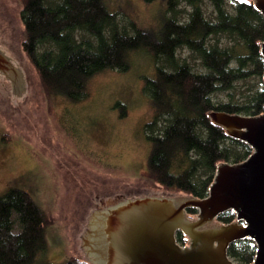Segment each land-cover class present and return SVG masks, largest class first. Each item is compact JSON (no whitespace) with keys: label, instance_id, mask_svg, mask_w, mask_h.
<instances>
[{"label":"trees","instance_id":"1","mask_svg":"<svg viewBox=\"0 0 264 264\" xmlns=\"http://www.w3.org/2000/svg\"><path fill=\"white\" fill-rule=\"evenodd\" d=\"M204 1L167 0L171 15L163 18L156 33L134 22L131 31L121 26L105 0H23L20 12L22 51L49 99L82 100L93 76L106 70L127 71L135 51L150 54L155 72L145 79L144 91L154 115L145 125L150 144L145 173L160 187L194 198L208 195L219 164L242 162L253 152L248 143L214 123L210 113L264 114V88L242 101L215 102L212 97L231 91L239 81L264 77V15L252 0H233L232 12L227 0H207L214 12L208 18ZM180 4L189 8L184 20L177 17ZM219 36L233 43L221 46L215 40ZM181 48L192 52L206 71L195 72L178 56ZM236 218L230 210L215 222L228 224ZM50 222L29 192L9 188L0 196V264H33L46 250ZM176 239L183 246L189 242L181 231ZM227 253L236 264H251L256 245L250 238L241 239L232 242ZM56 264L92 263L71 256Z\"/></svg>","mask_w":264,"mask_h":264},{"label":"rangeland","instance_id":"2","mask_svg":"<svg viewBox=\"0 0 264 264\" xmlns=\"http://www.w3.org/2000/svg\"><path fill=\"white\" fill-rule=\"evenodd\" d=\"M105 2L129 31L134 22L156 33L163 18L171 15L167 0ZM22 4L23 0H0V50L20 67L27 91L21 97L13 94L12 79L0 68V196L11 187L24 189L51 221L45 232L46 250L33 264L61 263L71 256L86 259L81 222L85 202L118 189L190 195L164 189L145 173L150 149L145 125L154 115L144 91L145 79L155 72L150 54L135 51L127 71L106 70L93 76L82 100L49 99L22 51ZM232 6L233 0H227L230 12ZM203 8L208 18L214 17L209 1ZM178 10V19H186L189 8L180 4ZM215 40L221 46L233 43L225 36ZM178 56L195 72L206 71L189 50L179 49ZM262 88L264 79L252 76L212 97L215 102L242 101Z\"/></svg>","mask_w":264,"mask_h":264},{"label":"water","instance_id":"3","mask_svg":"<svg viewBox=\"0 0 264 264\" xmlns=\"http://www.w3.org/2000/svg\"><path fill=\"white\" fill-rule=\"evenodd\" d=\"M253 3L264 15V0ZM261 48L264 56V41ZM0 68L12 79L13 94L21 97L27 92L20 67L2 50ZM210 118L228 135L248 143L252 154L239 163L219 164L204 198L118 189L85 202L81 222L87 260L92 264H236L228 256L229 245L250 238L256 245L251 264H264V114L211 112ZM186 208L201 211L199 219L188 215ZM230 210L236 212V222L213 223ZM178 231L192 243L180 245Z\"/></svg>","mask_w":264,"mask_h":264},{"label":"flooded vegetation","instance_id":"4","mask_svg":"<svg viewBox=\"0 0 264 264\" xmlns=\"http://www.w3.org/2000/svg\"><path fill=\"white\" fill-rule=\"evenodd\" d=\"M188 209H190V208H186V213L188 214V215H190V216H192V217H194L195 218V220H197V219H199V216H200V212L201 211H199V210H197V213L196 214H190L189 212H188ZM216 220V219H215ZM237 221V219L234 221V222H236ZM242 222L243 221H238L237 223H241L242 224ZM215 225H220V224H218V223H216L215 221L213 222ZM192 242H191V240H189V242H188V244H191ZM187 244V245H188Z\"/></svg>","mask_w":264,"mask_h":264}]
</instances>
